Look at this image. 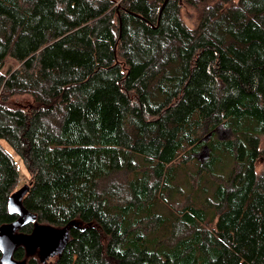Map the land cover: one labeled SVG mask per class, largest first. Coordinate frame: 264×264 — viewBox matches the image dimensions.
<instances>
[{"label": "trees", "instance_id": "trees-1", "mask_svg": "<svg viewBox=\"0 0 264 264\" xmlns=\"http://www.w3.org/2000/svg\"><path fill=\"white\" fill-rule=\"evenodd\" d=\"M164 2L0 0V227L28 184L35 224L70 236L43 263L18 247V264H264V0ZM190 164L192 192L171 202Z\"/></svg>", "mask_w": 264, "mask_h": 264}, {"label": "water", "instance_id": "water-1", "mask_svg": "<svg viewBox=\"0 0 264 264\" xmlns=\"http://www.w3.org/2000/svg\"><path fill=\"white\" fill-rule=\"evenodd\" d=\"M167 1L165 0L161 11ZM210 136L208 135L207 138H210ZM28 190L29 185H23L8 199V212L15 215L17 220L0 227V264H18L13 260V254L18 247H24L27 255L37 254L43 263L49 259L59 257L69 242L68 230H56L35 224V216L28 212L22 203ZM30 224H34L31 233L19 232Z\"/></svg>", "mask_w": 264, "mask_h": 264}, {"label": "rangeland", "instance_id": "rangeland-1", "mask_svg": "<svg viewBox=\"0 0 264 264\" xmlns=\"http://www.w3.org/2000/svg\"><path fill=\"white\" fill-rule=\"evenodd\" d=\"M183 19H184V23L185 25L192 29L195 25H196V16L193 13L192 10L188 9V8H184L183 12ZM17 67V65L11 61L8 60L6 63L5 68L2 70V73H5L7 70H11V69H15ZM33 104V100L26 95H22V96H14L10 99L8 105L10 108L12 109H20L23 111H26L31 105ZM231 138V134L228 130L219 127L215 133V139L217 141H224V140H229ZM207 136L203 139L204 142H208ZM260 148L264 149V135H262L260 137ZM209 152L207 150H202L200 151L196 156H195V160L200 163V164H204L206 162V159L208 157ZM15 157V156H14ZM16 162L18 163V168H19V172L20 175L22 177V181L25 180V182H27V180L29 179V174L27 173L25 167L23 164H21V162L15 157ZM262 168V162H258L256 164V172H260ZM184 170L180 171L178 173V178L175 182V186H176V190L178 191V193L181 191V194L178 196V194L173 195V200H169L166 201L164 198H168V196H164V198L159 197V195H156V206H155V212H161L165 215H170L173 216V212H171V209L168 206V202H180L182 201V203H185V199L187 198V195H189L192 192V186L195 185L196 183V179L191 177V176H195V172L197 170V168L195 167V165L190 164L188 165L186 168H183ZM223 171H229V170H225L223 169ZM218 172L220 173V171L218 170ZM201 177L204 179V181L202 182L203 188L204 190H206L205 194L206 197H210L212 191L214 190V186L213 184H215L212 180H214V178L211 177H207L205 176V174H201ZM201 178V179H202ZM119 184H123L124 179L120 176L115 177L113 179V181H116ZM22 186V185H21ZM19 186V188L21 187ZM198 201V199H197ZM187 202V200H186ZM50 260H54L50 259Z\"/></svg>", "mask_w": 264, "mask_h": 264}]
</instances>
